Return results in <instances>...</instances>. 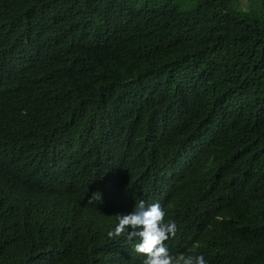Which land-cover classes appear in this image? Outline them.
<instances>
[{"label": "trees", "instance_id": "1", "mask_svg": "<svg viewBox=\"0 0 264 264\" xmlns=\"http://www.w3.org/2000/svg\"><path fill=\"white\" fill-rule=\"evenodd\" d=\"M141 200L264 264V0H0V264H143Z\"/></svg>", "mask_w": 264, "mask_h": 264}, {"label": "clouds", "instance_id": "2", "mask_svg": "<svg viewBox=\"0 0 264 264\" xmlns=\"http://www.w3.org/2000/svg\"><path fill=\"white\" fill-rule=\"evenodd\" d=\"M101 194L94 192L89 198V202L99 200ZM166 212L160 203L145 204L143 200L136 203L129 214H119L118 223L114 230L108 231L110 239L123 236L127 233L128 240H137L134 250L138 254L146 256L143 264H207L203 255H171L166 241L177 234V224L175 221L166 220ZM132 231H128V228ZM52 232L49 245L59 248L49 252L51 259H56L65 255L70 249L63 246L59 239L57 229H48ZM39 232V231H38Z\"/></svg>", "mask_w": 264, "mask_h": 264}]
</instances>
